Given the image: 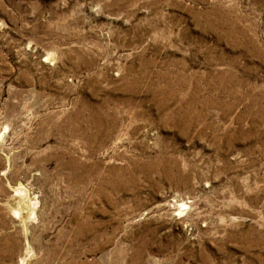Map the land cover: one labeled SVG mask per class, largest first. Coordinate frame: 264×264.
<instances>
[{
  "label": "rangeland",
  "instance_id": "obj_1",
  "mask_svg": "<svg viewBox=\"0 0 264 264\" xmlns=\"http://www.w3.org/2000/svg\"><path fill=\"white\" fill-rule=\"evenodd\" d=\"M0 264H264V0H0Z\"/></svg>",
  "mask_w": 264,
  "mask_h": 264
}]
</instances>
